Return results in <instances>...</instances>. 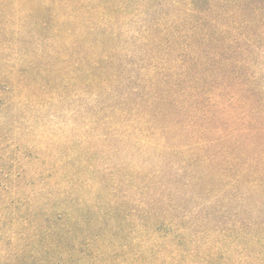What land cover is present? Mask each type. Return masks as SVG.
<instances>
[{
	"label": "trees",
	"instance_id": "obj_1",
	"mask_svg": "<svg viewBox=\"0 0 264 264\" xmlns=\"http://www.w3.org/2000/svg\"><path fill=\"white\" fill-rule=\"evenodd\" d=\"M263 40L264 0H0V146L11 117L32 133L45 110L81 103L83 145L57 139L40 157L38 216L21 218V237L60 208L40 203L54 197L138 233L168 230L198 264H264ZM1 168L4 208L27 174L7 186ZM181 186L198 206L175 200ZM48 231L52 242L60 226Z\"/></svg>",
	"mask_w": 264,
	"mask_h": 264
},
{
	"label": "rangeland",
	"instance_id": "obj_2",
	"mask_svg": "<svg viewBox=\"0 0 264 264\" xmlns=\"http://www.w3.org/2000/svg\"><path fill=\"white\" fill-rule=\"evenodd\" d=\"M31 39L32 37L29 36L24 40L28 43ZM17 44L21 51V36ZM254 71L264 76V60L260 61L259 66L256 64ZM2 85L0 84V89H4ZM263 99L262 96L260 101ZM80 105L77 99H72L45 110L42 114L45 117L46 130L44 131H41L44 123L38 122L36 129L28 133V129L25 131L24 127H21V119L18 118L19 124L13 123L17 116L11 117L10 123L5 128L3 126L4 129L1 128L4 139L0 146V165H2L0 167L12 174L4 178L3 184L12 186L16 175L21 172V175L27 174L26 179L21 177V186L26 187L25 184H27V187L23 195L10 194L4 200L8 205L4 208L0 207V215L4 219L0 224V264H138L136 260L140 256H143V264H198V259L185 254L183 248L179 246L180 242L168 239V230H162L157 234L151 230L138 233L137 230L127 227L125 222L122 224L121 217L114 213L105 217L103 214L89 211V205L85 203L75 205L71 210L65 205L67 203H58L54 197L47 199L40 196L43 198L40 203L42 205L50 203L49 205H57L60 208H54L58 210L52 212L48 221H40L36 228L37 231H28L26 240L21 237V218L38 216V212L33 211L31 204L39 199L37 197L32 202L31 198L37 195L36 191L43 185L44 177L36 172L45 170V165H42L43 159L40 157L50 154L52 148L49 149V147L57 139H70L75 147L83 145L82 132L75 130L78 128L76 112ZM18 116L21 117V111ZM100 133L99 130L95 131L93 136ZM55 152L62 153L63 151L60 147H55ZM134 158H138L139 163H143L137 154ZM112 161L111 165H117L115 170L121 168L120 164H116V162H122L121 158L113 157ZM151 162L156 163V159L152 158ZM178 189L180 194L175 196V200L182 207L199 205L196 193L182 186ZM82 194L81 191H75L72 200L78 201ZM22 205L24 206L23 213L21 215L20 210V219L14 226L11 222V215L16 208L20 209ZM68 211H74L77 215L72 214L73 217H70L66 214ZM43 212L45 213V209ZM53 223L60 226V231L57 232V238L51 242L48 237L51 234L48 228L54 230L55 224ZM34 232L38 235L32 237ZM67 232L70 234L66 235ZM142 240L145 241L142 242ZM145 248L151 254L149 252L145 254L144 250L138 252ZM190 249L189 246L186 248L187 251Z\"/></svg>",
	"mask_w": 264,
	"mask_h": 264
}]
</instances>
